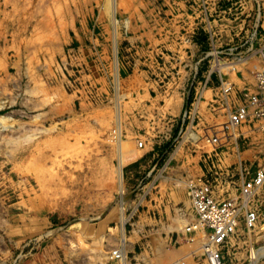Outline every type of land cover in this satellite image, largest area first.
Masks as SVG:
<instances>
[{
  "label": "rangeland",
  "instance_id": "rangeland-1",
  "mask_svg": "<svg viewBox=\"0 0 264 264\" xmlns=\"http://www.w3.org/2000/svg\"><path fill=\"white\" fill-rule=\"evenodd\" d=\"M257 21L264 0H0V264H122V214L126 264H210L188 182L238 195L264 130L228 126L239 65L215 63L227 94L203 74ZM252 206L224 264H264V187Z\"/></svg>",
  "mask_w": 264,
  "mask_h": 264
},
{
  "label": "built area",
  "instance_id": "built-area-1",
  "mask_svg": "<svg viewBox=\"0 0 264 264\" xmlns=\"http://www.w3.org/2000/svg\"><path fill=\"white\" fill-rule=\"evenodd\" d=\"M260 25L258 21L251 24L248 27V33L241 42L232 43L221 50L213 49L210 51L213 64L211 71L203 76L205 85L210 82L211 75L215 73L219 79L220 90L223 94L228 93L227 90L230 87L226 88V83L221 78L220 68L215 63L222 61L230 68L236 65L250 67L251 54L254 49L253 43ZM225 58L227 62L224 60ZM254 78V88L245 86L240 90L239 103L230 107L229 103L226 102L229 106L228 126L235 127L241 124L247 119L248 113L253 112L260 119L261 127L264 130V64L254 68ZM245 173H248L246 169L240 167L239 194L231 197H220L215 193L216 183L214 184V182L221 181L219 178H210L202 174L188 182L196 221L198 220L197 223L207 231V250L205 251L210 255V258H217L221 264H224L222 247L237 233L240 223L243 222L244 227L248 230L254 229L257 225L258 213L252 204L258 190L264 187V166L258 168L251 177H245ZM114 257L119 258V255L115 254ZM210 264L215 263L211 261Z\"/></svg>",
  "mask_w": 264,
  "mask_h": 264
},
{
  "label": "crops",
  "instance_id": "crops-1",
  "mask_svg": "<svg viewBox=\"0 0 264 264\" xmlns=\"http://www.w3.org/2000/svg\"><path fill=\"white\" fill-rule=\"evenodd\" d=\"M246 32H248V28H246ZM254 49L252 51L251 54V60L250 61V67L249 66H239L235 72H240L241 75L243 76L242 78H240L239 76H237V74L235 75L233 79V84H234V88L238 87L240 88L243 86H249L250 88H254L255 87V78H254V68H258L260 67V65L262 66L264 64V21L261 23L260 28L258 29L257 32V36L255 37L254 43H253ZM203 52H200L198 54V56L202 55ZM209 72V70H208ZM207 72V73H208ZM207 73H204L205 75ZM203 74V76H204ZM214 74L211 75V80L210 83L211 85H215L217 83V80L215 81L213 79ZM230 80H232L231 78H229ZM209 89H213V87L211 86V88ZM206 91V90H205Z\"/></svg>",
  "mask_w": 264,
  "mask_h": 264
},
{
  "label": "bare ground",
  "instance_id": "bare-ground-1",
  "mask_svg": "<svg viewBox=\"0 0 264 264\" xmlns=\"http://www.w3.org/2000/svg\"><path fill=\"white\" fill-rule=\"evenodd\" d=\"M252 61V60H251ZM212 62V61H211ZM221 62V61H220ZM219 63V62H218ZM261 66V65H260ZM221 67V66H220ZM227 121V120H226ZM232 127V126H231ZM232 129V128H231ZM133 152V151H132ZM127 155L128 154H124V152L122 151V149H121V142L119 143V150H118V156H119V169H118V180H119V182H118V184L121 186L122 184H121V179H122V177H121V166H122V163H123V159L125 158L124 156H126L127 157ZM133 155V154H132ZM118 160V159H117ZM46 171H50V170H52L53 169V164H52V161L51 162H48L47 164H46ZM118 185V186H119ZM124 197V196H123ZM120 200V199H119ZM121 215V214H120ZM195 216H196V214H195ZM126 217H124V215L122 214L121 216H120V224H119V231H120V237H119V241H120V246H118V248L116 249V248H114V249H112V253L113 254H118L119 255V258H115V259H118V261H121L122 262V264H126V235H125V233H124V222L126 221ZM181 218H179V219H177V220H180ZM119 220V219H118ZM176 226V225H175ZM167 227V226H166ZM173 227V226H172ZM169 228H171V226H169ZM175 227H173V229H174ZM180 229H181V225H180V227H179ZM170 230V229H169ZM172 230V229H171ZM204 246H203V248H204V250L206 249V242L203 244ZM212 248H214V247H212ZM207 250V249H206ZM209 255V254H208ZM209 259H210V261H212V262H214L215 264H221L219 261H218V259L217 258H215V259H212V258H210V255H209ZM75 261V260H74ZM170 264H180V262L178 261V260H176V261H173L172 263H170Z\"/></svg>",
  "mask_w": 264,
  "mask_h": 264
}]
</instances>
